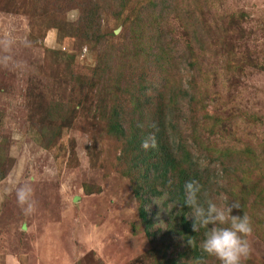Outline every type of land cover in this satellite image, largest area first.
Segmentation results:
<instances>
[{"label":"rangeland","instance_id":"rangeland-1","mask_svg":"<svg viewBox=\"0 0 264 264\" xmlns=\"http://www.w3.org/2000/svg\"><path fill=\"white\" fill-rule=\"evenodd\" d=\"M146 41L175 62L200 49L194 70H158L154 81L166 78L181 103L197 159L227 164L207 192L241 205L232 214L253 229L244 264H264V0H0V264H219L182 261L181 241L155 251L138 213L145 166L129 154L133 134L108 133L128 102L127 127L145 129L144 107L121 89L151 70ZM24 186L31 211L18 201ZM146 209L161 215L155 202Z\"/></svg>","mask_w":264,"mask_h":264},{"label":"trees","instance_id":"trees-1","mask_svg":"<svg viewBox=\"0 0 264 264\" xmlns=\"http://www.w3.org/2000/svg\"><path fill=\"white\" fill-rule=\"evenodd\" d=\"M160 6L163 5H158L156 1H153L148 7L152 10ZM149 9H146L145 13L143 11V14L139 17L143 22L139 19L136 22L138 28H141L144 24L142 28L144 33H147L148 22L152 17ZM83 30V32L89 31ZM193 36L196 37L197 32H194ZM139 47L142 56L146 57L147 66L152 71L145 70L137 85H134V87L133 84L122 86L121 92L129 91L130 102L135 106L138 104L144 107L145 114H137L136 116H140L141 120L144 121L145 129L141 128V120L137 121L140 124L136 127L137 129L131 125L127 127L126 121L130 115L129 110L135 108H127L128 102L125 107L120 104L119 108L124 107L120 109V112L117 113L115 108L109 114L107 120L108 133L120 134L122 140H126L124 137H127V131L133 134L129 138V154L135 155V160L142 161L145 166L144 172L142 171L136 179L134 187L136 189L134 190L135 196L139 202L138 213L139 218L145 225V233L155 251L157 250L160 253L164 250H173L172 246L175 242L181 241L182 246L179 249H182V256H185L182 261L187 260L190 256L199 258L206 254L201 248L204 230L200 229L197 232L193 230L194 219L190 215L191 210L184 204V185L187 181L194 179L202 186L201 200L213 199L215 195L213 192H207L208 186H212L214 173L219 175V180H226L223 172H226L227 164L221 159H215L214 156L207 158L206 152L209 149H204L201 146L199 153L202 152L201 156H205L206 159L203 158L202 161H200V158L197 159V139L193 134L188 133L186 127L182 125L186 118L181 103L179 102V105H177V98L170 99L172 94L168 93L169 87L167 88V86L169 83L165 80L166 78L163 80L165 84L162 82L159 85L154 81L158 70L166 73L168 68L177 66L180 67V70L183 65L194 70V49L199 48L194 44L192 48L188 46V52L182 54L175 62L170 59L169 53L166 54L167 51H158L157 46H154L151 41L141 43ZM104 75L108 74L104 72ZM181 84L184 89L188 87L183 83ZM182 90L178 91L179 94L183 92ZM182 96L188 97L187 94ZM149 135L155 138L156 146L145 150L142 147V142ZM165 193L168 194V199L161 202V209L158 210L161 215L155 213L153 217L158 219L159 216L160 223L156 224L157 219L150 220L149 212H152V210L146 209V206L148 202L152 201L153 203L155 199L162 197ZM241 199L243 200V198ZM243 204L244 200L242 201Z\"/></svg>","mask_w":264,"mask_h":264},{"label":"clouds","instance_id":"clouds-1","mask_svg":"<svg viewBox=\"0 0 264 264\" xmlns=\"http://www.w3.org/2000/svg\"><path fill=\"white\" fill-rule=\"evenodd\" d=\"M155 138L151 135L142 142V147L148 150L155 148ZM202 186L196 180H189L184 185V204L187 205L194 219L193 230H204V239L201 248L204 253L215 257L219 264H244L251 255L252 247L248 239L252 233L250 217L233 215V209H240L241 205L233 201L230 204L216 202L212 199L201 200ZM32 189L28 186L21 187L17 192L18 201L21 205L28 204L27 211H31L29 203ZM168 199L165 193L154 202L161 206V202Z\"/></svg>","mask_w":264,"mask_h":264}]
</instances>
